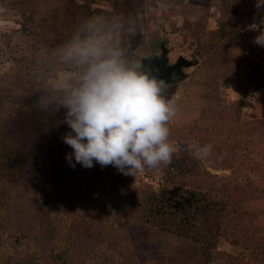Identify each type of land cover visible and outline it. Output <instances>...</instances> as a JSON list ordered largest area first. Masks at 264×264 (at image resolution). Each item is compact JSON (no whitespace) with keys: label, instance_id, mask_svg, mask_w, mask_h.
I'll return each instance as SVG.
<instances>
[{"label":"rangeland","instance_id":"rangeland-1","mask_svg":"<svg viewBox=\"0 0 264 264\" xmlns=\"http://www.w3.org/2000/svg\"><path fill=\"white\" fill-rule=\"evenodd\" d=\"M24 2L18 6L0 0V264H48L55 233L42 218L36 186L48 190L58 213L69 211L73 195L59 187L60 162L66 163L69 183L94 193L88 200L92 219L68 225L70 264H197L199 258L195 244L125 212L138 198L170 195L161 191L163 164L136 176L109 165L114 171L87 183L91 168L71 167L66 154L72 149L57 141L69 131L66 124L57 126L63 110L56 116L40 111L52 117L50 128L42 121L14 120L19 112L38 109L40 74L58 67L51 63L60 46L51 27L59 13L68 17L74 4L96 10L95 15L114 11L132 21L137 55L158 53L162 42L170 62L178 57L191 61L183 78L167 83L166 96L179 109L169 122L173 161L184 167L175 186L185 190L203 183L220 188L214 195L236 199L233 203H240L252 220L245 218L238 230L229 216L226 231L261 238V246L249 249L221 235L217 254L246 262L263 256L253 263L264 264V47L253 42L264 30V9L258 11L255 0ZM44 128L48 136H43ZM208 144L210 156L198 159L197 150ZM245 191L254 197H244Z\"/></svg>","mask_w":264,"mask_h":264},{"label":"clouds","instance_id":"clouds-1","mask_svg":"<svg viewBox=\"0 0 264 264\" xmlns=\"http://www.w3.org/2000/svg\"><path fill=\"white\" fill-rule=\"evenodd\" d=\"M255 7L264 9V0ZM137 35L134 23L114 11L88 17L52 54L57 69L40 74L36 107L51 116L64 109L57 126H68L61 139L72 149L66 159L73 168L95 161L136 176L173 161L169 122L179 109L166 96L165 80L143 65L151 55L136 54ZM253 42L264 47V30ZM211 151L204 145L196 157L204 160Z\"/></svg>","mask_w":264,"mask_h":264},{"label":"trees","instance_id":"trees-1","mask_svg":"<svg viewBox=\"0 0 264 264\" xmlns=\"http://www.w3.org/2000/svg\"><path fill=\"white\" fill-rule=\"evenodd\" d=\"M4 1L13 2L18 6L25 4L24 0L21 2L18 0ZM74 7L68 9L70 10L68 17L63 18L59 13V17L55 18L57 21L55 23L56 26L51 27L52 34H55L53 38L55 43L62 45L81 21L95 15L96 10L94 9L86 7L80 10L77 4H74ZM155 45H158L157 42L153 46L155 47ZM61 111V115L64 116V109H61ZM14 120L18 124L25 120L42 121L48 128L53 119L48 115L40 113L39 109H33L29 112H19ZM45 128L42 129V134L43 136H48ZM63 134L57 139L61 144L64 143L61 139ZM59 164L61 169H59L57 180L59 187L67 190L68 193L71 192L73 195L69 211L63 214L58 213L55 209V202L51 199L52 197L50 198L48 190L41 186H36L37 200L42 209V218L48 229H51L55 233L46 254L48 264H70L66 241L68 225L71 224V221L91 220L94 215L88 202L89 197L94 193L90 192L88 186L69 183L66 180L64 169L66 163L60 162ZM183 168L177 161H172L168 166L163 165L161 167L163 171L161 191L168 192L170 195L159 197L157 200L149 199L148 201L144 198H138V200H134L133 206L124 208L125 212L128 213L127 215L139 223H149L154 227L160 228L165 232H170L195 244L197 250L200 252L197 264H212L217 259H221L222 264H254L253 262H260L263 256L254 255L251 262H246L233 254L225 253L221 256L217 254V248H215L216 239L221 235H225L228 242L239 243L249 249L261 246L262 239L251 235L246 237V234L241 232L226 231L227 226L224 220H228L229 216L232 223H234L233 225H235V229L238 230H241L239 223L245 225L247 223L245 218L249 219L247 221H251L252 218L244 209H240V206L242 207L240 203H233L236 199L232 198L230 194L229 196L214 195L218 193L219 187L196 183L192 188L185 190L178 189L175 183L181 177H184ZM106 170L114 171L107 166L106 168H102L99 163L94 161V165L86 177V182L89 183L92 180L96 182L98 176L102 175V172ZM242 195L246 198L254 197V194L250 191L242 192ZM224 197L227 198L224 199ZM235 215L237 221H235Z\"/></svg>","mask_w":264,"mask_h":264},{"label":"water","instance_id":"water-1","mask_svg":"<svg viewBox=\"0 0 264 264\" xmlns=\"http://www.w3.org/2000/svg\"><path fill=\"white\" fill-rule=\"evenodd\" d=\"M158 53L150 54L142 60L146 68L152 69V74L158 79L163 78L166 83L177 81L185 76L184 68L191 64V61L178 57L173 62L168 60L167 49L161 42Z\"/></svg>","mask_w":264,"mask_h":264}]
</instances>
